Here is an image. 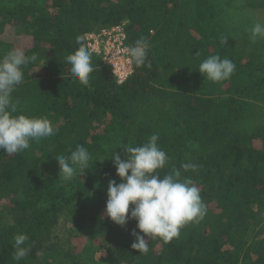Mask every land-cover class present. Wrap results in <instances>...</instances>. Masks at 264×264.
<instances>
[{
	"label": "trees",
	"instance_id": "1",
	"mask_svg": "<svg viewBox=\"0 0 264 264\" xmlns=\"http://www.w3.org/2000/svg\"><path fill=\"white\" fill-rule=\"evenodd\" d=\"M226 5L0 0V57L17 47L38 57L23 66L13 114L46 116L58 129L23 152L0 149V198L8 201L0 206V264H264V39L253 41L245 23L246 15L264 14V0ZM122 21L130 47L149 41L151 67L134 65L120 85L92 55L94 71L81 84L65 62L76 37ZM211 55L235 63L229 79L212 82L199 72ZM152 134L169 157L159 174L179 169L192 179L207 212L171 242L150 239L144 253L131 246L136 220L122 227L105 209L109 180L121 179L111 157L126 159L124 146H140ZM77 145L95 162L64 182L55 157ZM184 163L199 167L185 171ZM19 233L31 250L15 261ZM101 251L107 256L95 258Z\"/></svg>",
	"mask_w": 264,
	"mask_h": 264
},
{
	"label": "clouds",
	"instance_id": "2",
	"mask_svg": "<svg viewBox=\"0 0 264 264\" xmlns=\"http://www.w3.org/2000/svg\"><path fill=\"white\" fill-rule=\"evenodd\" d=\"M251 39H264V24L255 23ZM85 36L78 35V47L65 57L71 65L74 78L83 85H88L90 74L94 71L92 53L84 43ZM225 44V37L221 40ZM150 43L141 37L129 47L128 55L135 67H151L148 61ZM37 54L26 55L21 47L14 48L0 57V149L4 153H20L29 148L30 142L48 138L58 131L46 116H28L16 114V107L11 102V94L23 82V66L36 62ZM235 63L219 55H211L199 65V72L212 82L227 80L235 71ZM159 137L152 134L146 143L140 146H124L126 159L116 152L112 158L120 182L109 180L107 187L106 215L116 224L126 226L130 219L136 220V229L132 235L135 241L132 248L146 253L148 241L159 237L165 243L180 235V230L190 222L198 223L204 218L207 207L204 204L200 189L193 180L181 178V171L173 169L171 173L161 176L157 170L163 169L169 157L158 145ZM59 178L68 182L77 175L82 176L95 161L91 153L82 145H77L69 155L55 157ZM98 161V160H96ZM102 161V160H100ZM185 171H195L199 165L184 163ZM131 205V208H130ZM29 240L27 234L14 236L13 259L20 261L30 252L25 246Z\"/></svg>",
	"mask_w": 264,
	"mask_h": 264
},
{
	"label": "built area",
	"instance_id": "3",
	"mask_svg": "<svg viewBox=\"0 0 264 264\" xmlns=\"http://www.w3.org/2000/svg\"><path fill=\"white\" fill-rule=\"evenodd\" d=\"M127 23H120L87 32L85 44L92 55L101 58L113 73L118 84H124L134 72V63L128 55Z\"/></svg>",
	"mask_w": 264,
	"mask_h": 264
},
{
	"label": "rangeland",
	"instance_id": "4",
	"mask_svg": "<svg viewBox=\"0 0 264 264\" xmlns=\"http://www.w3.org/2000/svg\"><path fill=\"white\" fill-rule=\"evenodd\" d=\"M212 1V3H214V5L218 8V9H222V10H224L225 8L226 9H228L227 8V5H226V0H219V2H218V0H211ZM225 9V10H226ZM238 12H240V14H243V15H246L243 11H238ZM251 16H258V10L256 9L255 10V12H252V15ZM257 22H260V23H262V24H264V14L263 15H261V17L259 18V19H257V20H255V19H251V18H249L247 15H246V17H245V23H246V26H247V28H249V29H251L252 28V26L255 24V23H257ZM225 41H227V40H225ZM248 43L247 44H251L250 43V41H247ZM230 44H231V42H230ZM8 201L7 200H5V199H2V198H0V206L1 205H3L4 203H7ZM62 227V229H63V227L64 226H61ZM62 229H61V231H62ZM107 253H106V251H104V252H100V253H97L96 255H95V258L98 256L99 258H101V257H104V256H107L106 255ZM113 258V257H112ZM108 264V263H107ZM109 264H112L111 262H109Z\"/></svg>",
	"mask_w": 264,
	"mask_h": 264
}]
</instances>
